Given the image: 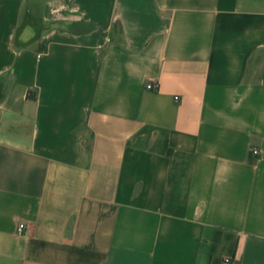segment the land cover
Segmentation results:
<instances>
[{"label": "crops", "instance_id": "crops-1", "mask_svg": "<svg viewBox=\"0 0 264 264\" xmlns=\"http://www.w3.org/2000/svg\"><path fill=\"white\" fill-rule=\"evenodd\" d=\"M0 264H264V0H0Z\"/></svg>", "mask_w": 264, "mask_h": 264}, {"label": "built area", "instance_id": "built-area-1", "mask_svg": "<svg viewBox=\"0 0 264 264\" xmlns=\"http://www.w3.org/2000/svg\"><path fill=\"white\" fill-rule=\"evenodd\" d=\"M146 89L151 91H157L159 89V83L157 81L148 82L145 85ZM177 99V97H175ZM25 225L23 223L18 224L17 233L22 234L24 232Z\"/></svg>", "mask_w": 264, "mask_h": 264}]
</instances>
